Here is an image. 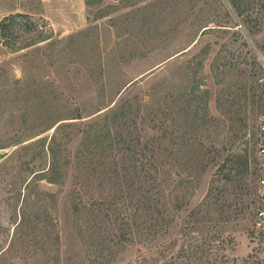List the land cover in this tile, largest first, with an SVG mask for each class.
<instances>
[{"label": "rangeland", "instance_id": "374dc122", "mask_svg": "<svg viewBox=\"0 0 264 264\" xmlns=\"http://www.w3.org/2000/svg\"><path fill=\"white\" fill-rule=\"evenodd\" d=\"M16 13L0 264H264V0H0Z\"/></svg>", "mask_w": 264, "mask_h": 264}, {"label": "built area", "instance_id": "2783aa9c", "mask_svg": "<svg viewBox=\"0 0 264 264\" xmlns=\"http://www.w3.org/2000/svg\"><path fill=\"white\" fill-rule=\"evenodd\" d=\"M258 170L256 176V205L254 213L256 222L264 225V114L261 115L258 127Z\"/></svg>", "mask_w": 264, "mask_h": 264}, {"label": "trees", "instance_id": "16d2710c", "mask_svg": "<svg viewBox=\"0 0 264 264\" xmlns=\"http://www.w3.org/2000/svg\"><path fill=\"white\" fill-rule=\"evenodd\" d=\"M25 18H29V16L24 13H16V14H11L9 16H6L2 20H0V43L8 46L12 50H19L25 47L32 46L34 44L33 42L25 46H21V45H18L17 41L11 42L7 39L9 36H14L16 32L15 30L18 29L17 26L20 23V19H25ZM242 160L247 162L248 157L239 156V160H238L239 164L240 162L242 163L244 162ZM253 257H254L253 255H249V257L243 261V264H263L260 259L253 260Z\"/></svg>", "mask_w": 264, "mask_h": 264}]
</instances>
